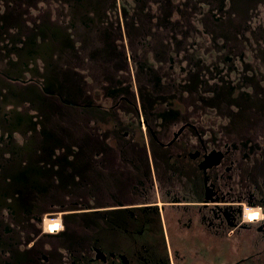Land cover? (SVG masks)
Wrapping results in <instances>:
<instances>
[{
  "label": "flooded vegetation",
  "instance_id": "obj_1",
  "mask_svg": "<svg viewBox=\"0 0 264 264\" xmlns=\"http://www.w3.org/2000/svg\"><path fill=\"white\" fill-rule=\"evenodd\" d=\"M259 12L0 0V264H264ZM58 104L98 133L58 134Z\"/></svg>",
  "mask_w": 264,
  "mask_h": 264
},
{
  "label": "rangeland",
  "instance_id": "obj_2",
  "mask_svg": "<svg viewBox=\"0 0 264 264\" xmlns=\"http://www.w3.org/2000/svg\"><path fill=\"white\" fill-rule=\"evenodd\" d=\"M253 6H255V4L252 5L251 8L244 9L242 11V15H244L243 17L248 18L254 13ZM263 14L264 12H259L258 14H256L257 17L255 20L258 19L263 20L264 18ZM117 34H120V30L117 32ZM246 37L248 40V44H250L252 47L257 46L263 41L260 38L252 37L247 32H246ZM120 38L122 41L121 46L125 51V53L129 55L130 54L134 55L136 51L135 47L137 45L134 36H132V31H130V29L123 28V30H121ZM201 39H202V34L197 33L196 47H198V45L200 44ZM198 50L200 51L199 47ZM94 108H95L94 106L83 107V106L58 104L56 109V114L53 117L54 119L53 126L59 132L58 134L72 135L76 139L85 136L89 132L98 133L100 122L99 121H97V123H94L93 121L89 122V116L94 113L93 111Z\"/></svg>",
  "mask_w": 264,
  "mask_h": 264
},
{
  "label": "crops",
  "instance_id": "obj_3",
  "mask_svg": "<svg viewBox=\"0 0 264 264\" xmlns=\"http://www.w3.org/2000/svg\"><path fill=\"white\" fill-rule=\"evenodd\" d=\"M46 9V8H45Z\"/></svg>",
  "mask_w": 264,
  "mask_h": 264
}]
</instances>
